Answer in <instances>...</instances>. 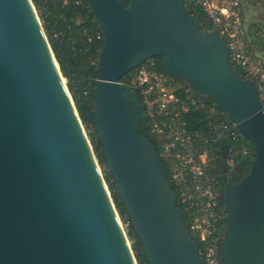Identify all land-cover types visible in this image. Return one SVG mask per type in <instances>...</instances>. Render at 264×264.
<instances>
[{
    "label": "water",
    "instance_id": "obj_1",
    "mask_svg": "<svg viewBox=\"0 0 264 264\" xmlns=\"http://www.w3.org/2000/svg\"><path fill=\"white\" fill-rule=\"evenodd\" d=\"M86 1L103 33L96 129L150 264H205L165 166L140 133L146 106L122 80L153 57L213 98L252 146L241 181L221 176V264H264V106L254 82L183 0ZM0 264H138L33 0H0Z\"/></svg>",
    "mask_w": 264,
    "mask_h": 264
},
{
    "label": "built area",
    "instance_id": "obj_2",
    "mask_svg": "<svg viewBox=\"0 0 264 264\" xmlns=\"http://www.w3.org/2000/svg\"><path fill=\"white\" fill-rule=\"evenodd\" d=\"M51 1L67 5L73 0ZM191 2L206 14L211 30L224 39L231 66L243 79L254 82L264 106V22L248 28L243 12L246 5L242 0ZM75 3L85 6L79 0ZM248 3V6L264 8V0H248ZM95 35L103 40L102 32L96 31ZM124 83L131 91L138 89L143 99L150 139L170 174L171 186L177 190L178 205L187 216L188 230L204 245L205 264H221L227 214L219 164L222 168L226 161V165L229 162L234 165L238 154L252 160L253 148L246 146L248 142L238 126L222 116L208 131L190 129L185 115L191 108L203 107V100L178 96L180 86L168 75L155 70L154 63L142 66ZM223 138L239 144V150L235 147L223 150L220 146Z\"/></svg>",
    "mask_w": 264,
    "mask_h": 264
},
{
    "label": "trees",
    "instance_id": "obj_3",
    "mask_svg": "<svg viewBox=\"0 0 264 264\" xmlns=\"http://www.w3.org/2000/svg\"><path fill=\"white\" fill-rule=\"evenodd\" d=\"M73 0L67 5H62L59 2L51 0H33V3L38 11L39 17L43 23L45 32L54 51L56 59L61 67L63 76L67 80L69 91L73 97L76 108L79 112L83 125L88 131L89 139L93 145L95 155L102 168L105 180L112 193L113 200L116 204L117 210L120 214L122 222L127 227V235L132 244L138 264H150L146 255L145 249L139 238L137 237L130 216L119 196L113 177L109 171L104 146L99 138L96 129V85L98 79L97 62L99 53L103 47V40L96 38L95 32L102 30L97 24L92 10L90 9L86 0H79L85 6H79ZM126 6L129 5L130 0H123ZM189 13L194 15L200 23L203 30H211L210 22L206 14L198 7L194 6L191 0H183ZM256 23L250 24L249 27L253 28ZM154 63V69L158 72L164 73L175 80V83L180 86L177 95L183 99L201 98L204 106L200 108H191L185 115L189 128L195 131H208L210 125L216 122L213 117L212 110H219L223 113L221 106L213 98H204L188 83L180 78L170 76L161 65L160 57H153L138 68L129 72L123 77L124 82L131 80V74L144 65ZM135 100L143 104V99L138 89L132 91ZM140 133L142 136L150 138L147 126V115L141 122ZM154 143V142H153ZM220 146L223 150L235 147L239 150L240 145L234 144L231 139L223 138L220 141ZM246 146L252 148L249 143ZM252 160L241 156L235 157L234 165H230V179L234 182L241 181L244 176L249 172ZM221 169V170H220ZM219 174H224L223 168L219 164ZM169 182L171 177L167 172ZM221 180V177H220ZM174 191L177 190L173 187ZM224 202V199H223ZM185 221L188 223L185 214ZM201 245V252L204 253V245Z\"/></svg>",
    "mask_w": 264,
    "mask_h": 264
},
{
    "label": "flooded vegetation",
    "instance_id": "obj_4",
    "mask_svg": "<svg viewBox=\"0 0 264 264\" xmlns=\"http://www.w3.org/2000/svg\"><path fill=\"white\" fill-rule=\"evenodd\" d=\"M244 21L246 25L248 26L249 24H254L257 22H264V8L259 7V6H246L244 8ZM249 23V24H248ZM216 115L218 117L222 116V113L218 110L216 112ZM230 165L223 166V172L225 173H230Z\"/></svg>",
    "mask_w": 264,
    "mask_h": 264
},
{
    "label": "rangeland",
    "instance_id": "obj_5",
    "mask_svg": "<svg viewBox=\"0 0 264 264\" xmlns=\"http://www.w3.org/2000/svg\"><path fill=\"white\" fill-rule=\"evenodd\" d=\"M37 12H38V11H37ZM41 22H42V21H41ZM42 24H43V23H42ZM248 24H249V23H248ZM249 25H250V24H249ZM249 25H248V26H249ZM43 27H44V26H43ZM248 28H249V27H248ZM212 114H213V116L216 115V110H212ZM85 129H86V128H85ZM86 132H87V134H88V131H87V130H86ZM226 162H227V161H226ZM226 162H225V166H227V165H226ZM228 165H232V163L229 162ZM122 223H123V222H122ZM123 227H124L125 230L127 231V227H128V225H126V224L123 223Z\"/></svg>",
    "mask_w": 264,
    "mask_h": 264
},
{
    "label": "crops",
    "instance_id": "obj_6",
    "mask_svg": "<svg viewBox=\"0 0 264 264\" xmlns=\"http://www.w3.org/2000/svg\"><path fill=\"white\" fill-rule=\"evenodd\" d=\"M259 55H261V54H259ZM213 117L215 118L216 121L220 118V117H218V115H214Z\"/></svg>",
    "mask_w": 264,
    "mask_h": 264
}]
</instances>
